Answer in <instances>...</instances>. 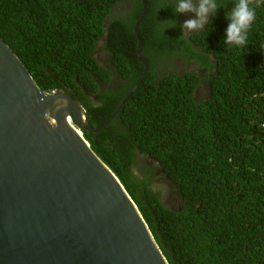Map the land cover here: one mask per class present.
I'll return each instance as SVG.
<instances>
[{"label": "trees", "instance_id": "obj_1", "mask_svg": "<svg viewBox=\"0 0 264 264\" xmlns=\"http://www.w3.org/2000/svg\"><path fill=\"white\" fill-rule=\"evenodd\" d=\"M218 2L206 28L185 35L194 14H175L176 0H145L144 13L142 0H0V37L94 128L143 72L138 21L149 70L83 136L169 264H264V4L237 48L224 44L235 0ZM168 20L177 26L164 31Z\"/></svg>", "mask_w": 264, "mask_h": 264}, {"label": "water", "instance_id": "obj_2", "mask_svg": "<svg viewBox=\"0 0 264 264\" xmlns=\"http://www.w3.org/2000/svg\"><path fill=\"white\" fill-rule=\"evenodd\" d=\"M142 7L144 13L145 0ZM134 33L143 72L96 128L78 99L41 90L0 37V264H169L133 199L83 136L108 124L149 70L138 21Z\"/></svg>", "mask_w": 264, "mask_h": 264}, {"label": "clouds", "instance_id": "obj_3", "mask_svg": "<svg viewBox=\"0 0 264 264\" xmlns=\"http://www.w3.org/2000/svg\"><path fill=\"white\" fill-rule=\"evenodd\" d=\"M261 4H264V0H235L231 11L226 13V19L229 21L224 40L226 46H247L248 33L256 20V9ZM224 7L226 6H222L218 0H176L172 10L177 15L194 14V18L187 19L181 26L182 34L186 35L204 30L211 21L210 18H214L218 10ZM161 23L167 25L164 31L177 26L173 20Z\"/></svg>", "mask_w": 264, "mask_h": 264}, {"label": "flooded vegetation", "instance_id": "obj_4", "mask_svg": "<svg viewBox=\"0 0 264 264\" xmlns=\"http://www.w3.org/2000/svg\"><path fill=\"white\" fill-rule=\"evenodd\" d=\"M204 90L208 91L207 82H204V84L199 86V93H204ZM205 93H207V92H205Z\"/></svg>", "mask_w": 264, "mask_h": 264}, {"label": "rangeland", "instance_id": "obj_5", "mask_svg": "<svg viewBox=\"0 0 264 264\" xmlns=\"http://www.w3.org/2000/svg\"><path fill=\"white\" fill-rule=\"evenodd\" d=\"M154 186H156L157 188H162L163 187V185L159 182V179H155L154 180ZM169 202L172 204L174 201H172V200H169ZM168 203V202H167Z\"/></svg>", "mask_w": 264, "mask_h": 264}, {"label": "bare ground", "instance_id": "obj_6", "mask_svg": "<svg viewBox=\"0 0 264 264\" xmlns=\"http://www.w3.org/2000/svg\"><path fill=\"white\" fill-rule=\"evenodd\" d=\"M64 116L66 117V119L68 120V122L70 123V125H71V121H70V119H69V117H68V115H66V114H64ZM77 132L80 134V132L77 130Z\"/></svg>", "mask_w": 264, "mask_h": 264}]
</instances>
